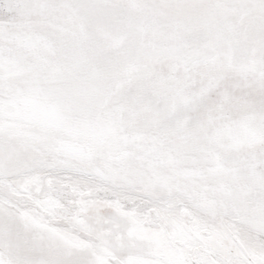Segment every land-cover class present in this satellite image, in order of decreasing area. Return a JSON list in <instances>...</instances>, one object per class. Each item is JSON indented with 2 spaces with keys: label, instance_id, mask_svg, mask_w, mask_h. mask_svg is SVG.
<instances>
[{
  "label": "snow or ice",
  "instance_id": "snow-or-ice-1",
  "mask_svg": "<svg viewBox=\"0 0 264 264\" xmlns=\"http://www.w3.org/2000/svg\"><path fill=\"white\" fill-rule=\"evenodd\" d=\"M0 264H264V0H0Z\"/></svg>",
  "mask_w": 264,
  "mask_h": 264
}]
</instances>
